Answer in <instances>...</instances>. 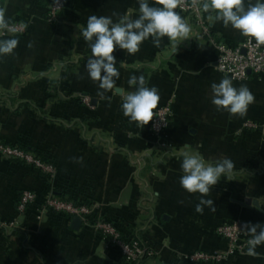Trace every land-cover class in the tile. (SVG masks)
<instances>
[{"label":"crops","instance_id":"0c3cea01","mask_svg":"<svg viewBox=\"0 0 264 264\" xmlns=\"http://www.w3.org/2000/svg\"><path fill=\"white\" fill-rule=\"evenodd\" d=\"M0 2L9 24L15 20L26 24L13 54L0 57V136L51 158L57 174L53 183H47L28 167L0 159V220L14 218L21 190L42 197L49 187L65 185L78 200L88 201L93 217L118 218L125 232H140L141 238L173 260L176 251L226 250V243L214 234L222 224L237 223L250 238L246 224L259 223L257 233L264 228V74L249 75L241 83L232 81L237 88L246 85L254 96L244 115L217 111L211 102V84L225 76L215 68V44L198 36L193 21L176 8L191 26L189 37L172 41L165 36L158 47L150 37L135 54L115 50L114 66L120 75L113 78L114 88L105 91L86 69L92 52L82 29L92 15L112 16L115 22L125 13L138 18V0H71L54 21L46 18L51 0ZM248 3L255 0H245ZM150 4L159 6L156 0ZM200 4L201 0L199 8L214 43L233 47L248 39L222 22L211 26L209 13ZM8 38L14 37L0 34V39ZM133 75H143L147 86L158 89L160 101L154 111L170 109L168 127L158 138L150 122L145 126L130 122L121 110V91L135 90L128 83ZM5 109L12 114L1 117ZM246 123L255 128L244 129ZM186 151L198 152L206 162L229 158L234 163L231 177L222 175L204 197L213 205L204 206L202 213L196 211L201 194L188 193L180 185ZM61 221L65 238L98 243L87 253L78 249L86 254L88 264H112L109 260L116 258L115 252L102 248L88 228L81 224L73 231L71 221ZM25 232L28 239L23 243L0 230V264H26L20 262L31 256L30 236ZM44 251L32 250L36 256ZM255 252L237 254L223 264H264V243ZM76 257L77 253L72 261ZM40 261L45 263L43 256Z\"/></svg>","mask_w":264,"mask_h":264},{"label":"clouds","instance_id":"9594fccd","mask_svg":"<svg viewBox=\"0 0 264 264\" xmlns=\"http://www.w3.org/2000/svg\"><path fill=\"white\" fill-rule=\"evenodd\" d=\"M159 6H152L150 0H138L139 16L132 19L125 13L118 22L112 16L88 17L87 26L82 29V36L88 43L92 56L88 58L86 69L89 77L100 81L99 88L112 90L119 71L114 66L115 50H126L128 54L139 51L140 45L150 37L155 46L160 45L161 38L167 36L172 41L185 40L192 31L191 26L180 14L174 11L179 0H156ZM200 7L209 13L207 19L211 26L222 22L225 27L231 26L242 36L248 37V43L253 39L257 44H264V0L245 4V0H201ZM212 13H215L214 15ZM15 29L3 18L0 12V34L13 33ZM16 38L0 39V57L13 54L17 47ZM31 47V44L29 45ZM105 75L101 76V71ZM134 86L132 92L121 91V110L130 122L147 125L153 120L160 95L156 87H149L145 77L131 76L128 81ZM212 104L217 111L229 114L244 115L248 106L254 102V96L246 85L234 87L230 78H223L218 84H211ZM111 100V97H109ZM184 175L180 177V185L188 193H199L200 202L196 205L198 213L204 206L212 207L213 201L205 199L221 176L231 177L234 163L229 158L215 162H206L198 152L186 151L180 165ZM215 210V209H213ZM251 239L247 241L248 254L256 255L255 249L264 243V228L257 233L260 224H246Z\"/></svg>","mask_w":264,"mask_h":264},{"label":"built area","instance_id":"2783aa9c","mask_svg":"<svg viewBox=\"0 0 264 264\" xmlns=\"http://www.w3.org/2000/svg\"><path fill=\"white\" fill-rule=\"evenodd\" d=\"M69 0H51L47 8V18L49 21L57 19L58 14L65 8ZM1 7V2H0ZM177 9L179 12L189 17L198 31V36H207L212 44H215L217 50V58L215 60V68L217 72L223 76L230 78L234 82H245L249 75L258 76L264 74V48L257 44L255 41L248 43L246 39L242 44L237 46H227L225 44H216L208 33L207 26L203 20L200 8L199 0H179ZM10 26L15 29L13 33L1 34L2 36L18 37L25 33L26 24L21 21H14L10 23ZM171 112L168 106L162 107L154 111L153 120L151 123V130L157 138L160 137L162 132L168 127ZM244 129H253L255 126L250 123L243 125ZM3 155L7 159H14L23 161L29 166L35 165L42 173H48L53 175L55 167L52 164H45L35 155L26 153L16 146H4ZM53 205L59 213L68 214L72 217H79L82 221H88V218H92L93 209L87 206H75L73 203L64 202L56 197L52 198ZM37 197L35 194L24 193L19 200L20 210L25 206L35 204ZM48 205H51L48 201ZM43 205V211L49 208L48 205ZM97 230L102 232L103 239L109 240L111 238L114 241L115 249L120 255L126 259V261H135L137 257L144 254L145 250L141 249L136 242L129 243L127 240L122 239L117 234L115 227L112 224L104 225L103 227H97ZM214 234L220 237L226 243V250L221 252L205 253L201 251H193L181 256L182 260L186 264H223L230 257L235 255H248L247 241L251 239L247 234L241 233L237 223L222 224L214 230Z\"/></svg>","mask_w":264,"mask_h":264},{"label":"rangeland","instance_id":"374dc122","mask_svg":"<svg viewBox=\"0 0 264 264\" xmlns=\"http://www.w3.org/2000/svg\"><path fill=\"white\" fill-rule=\"evenodd\" d=\"M10 115L12 114L8 110H4L3 113H1V117L3 115ZM2 138V137H1ZM2 140H5L2 138ZM6 141V140H5ZM2 143H0V159L7 160L9 159L5 158L3 155V148ZM15 165V167L19 166L17 163H12ZM27 167L33 172V174H36V176L43 175V178L46 177L49 180V183L53 182V179L57 176L56 171H54L53 175H49L48 173H42V171L36 167L35 165ZM35 169V170H34ZM40 172V173H39ZM24 193H31L35 194L37 197V202L35 204H31L28 206H25V208L21 209L19 208V204L15 208V215L14 218H11L10 221H3L0 220V228H4L7 232H12L14 229H23L28 232L30 236V243L28 245L29 248H31V256L28 255V257H23L21 258V263H26V264H41V256H43V259L45 261L44 264H88L89 260L86 257V254L83 256L81 253L78 251L82 249L84 253H87L89 250L93 249L96 247L98 243H93V240L90 238H87L85 241L78 243L76 240H70L65 238V231L63 228V224L60 218V214L56 209L55 206L52 204L53 203V191L52 188H49L48 191H46L45 196L40 197L35 191L32 190H21L17 197H22ZM38 199L40 202L43 204H47L48 201L51 205H48L49 208H46L45 212L43 211V205L38 203ZM20 200V199H19ZM59 217V218H58ZM81 219V218H80ZM115 218H102L100 216H96L93 218H88V221H82L81 224L85 226V228L89 229V232L97 236L100 243L99 245L107 249H111L113 252L116 254V258L110 259L109 262L112 264H118L120 259L123 257L120 255V253L115 249L114 247V241L109 238V240L103 239L100 231L97 230V227L101 228L104 225L107 224H112L113 225V220ZM119 223V222H118ZM117 223V224H118ZM80 229V228H79ZM117 234L122 239H127V236L130 235L131 233L125 232L124 228L119 224V228L115 227ZM140 232L138 233H133V235H139ZM92 238V237H91ZM136 239V238H135ZM129 243H134L136 242L138 246L145 250L144 254H142L140 257H137L135 261H130L131 263H138L139 260L145 259L144 264H166L167 262H170L171 257L169 258L168 256L160 253L158 248L156 246H153L151 243L147 242L143 237L138 238V240H127ZM7 247V246H6ZM36 247V248H35ZM9 248V247H8ZM40 249H45V254L43 253L40 256H36L32 250H37L39 251ZM3 250H6L3 248ZM8 250V249H7ZM65 252V253H64ZM77 253L78 257H76L75 261H72V258L74 257V254ZM64 254V255H63ZM66 254V255H65ZM173 254L174 257V262L176 264H186L181 258L182 255L180 252L176 251ZM30 256V257H29ZM86 257V258H85ZM47 259V260H46ZM125 259V258H124ZM91 263V262H90Z\"/></svg>","mask_w":264,"mask_h":264},{"label":"trees","instance_id":"16d2710c","mask_svg":"<svg viewBox=\"0 0 264 264\" xmlns=\"http://www.w3.org/2000/svg\"><path fill=\"white\" fill-rule=\"evenodd\" d=\"M70 2H71V0H69V2L67 3V5L65 6V8L60 11V13L58 14L57 18L67 8V6L70 4ZM46 18H47V12H46ZM15 21H20V20H15ZM21 22H23V21H21ZM22 36L23 35L18 36L16 38H19V37H22ZM25 106H28V105H25ZM0 143H2L3 146H11V147L16 146L17 148L21 149L22 151H24L26 153H31V154L35 155L38 159H40L42 162H44L45 164H52L55 167V170H56V164H55L54 160H52L49 157H46L44 154H42V153H40V152H38V151H36V150H34V149L26 146L23 143H20V142L9 143V142H6L5 140H2L1 136H0ZM9 162H11V163H14L15 162V163H17V164H19L21 166L27 167V164H25L23 161L9 159ZM41 176H43V175H41ZM45 179H46V182L48 183L49 182L48 178L45 177ZM51 183H53V182H51ZM51 188H52V191H53V196L56 197V198H58V199H60V200H62V201H64V202L73 203L75 206H87L88 207V205H89L88 201H86V200L84 201L83 200L81 202L70 191H67L66 188H65V185H63V186L62 185H58V186H55L54 185V187L51 186ZM19 199H20V197H17V199H16V206L19 204ZM38 203L39 204H42L39 201V199H38ZM60 217H62V219H66L68 221V224L71 221V216L68 215V214L61 213L60 214ZM118 222H119L118 218H115L113 220V226L119 228L120 222L119 223ZM0 230H1V232L4 233V236L7 237V238L14 237V238H17L18 240L22 241L23 243L27 242V239H28L27 234L22 229H14V230H12V232H11L10 235H8L6 233V230L5 229L1 228ZM135 238L138 240V238H140V236H138L136 234L133 235V233H131L130 235L127 236V239L126 240H129V241L130 240H136ZM145 259H146V257L143 258V259H141V260H139L138 263L136 262L134 264H144L145 263ZM118 264H133V263L128 262V261H126V259L122 258V259H120V261L118 262ZM166 264H176V263L174 262V260H171L170 262H167Z\"/></svg>","mask_w":264,"mask_h":264},{"label":"water","instance_id":"95a60500","mask_svg":"<svg viewBox=\"0 0 264 264\" xmlns=\"http://www.w3.org/2000/svg\"><path fill=\"white\" fill-rule=\"evenodd\" d=\"M80 226H81V219L79 217H72L70 223L71 230L78 231Z\"/></svg>","mask_w":264,"mask_h":264}]
</instances>
